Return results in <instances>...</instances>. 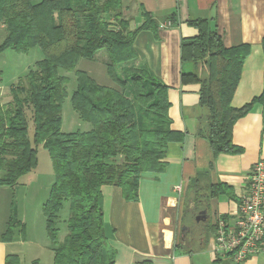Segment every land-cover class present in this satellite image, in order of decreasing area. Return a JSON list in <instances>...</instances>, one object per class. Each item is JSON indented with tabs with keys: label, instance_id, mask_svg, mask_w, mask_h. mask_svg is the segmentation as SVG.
Wrapping results in <instances>:
<instances>
[{
	"label": "trees",
	"instance_id": "obj_1",
	"mask_svg": "<svg viewBox=\"0 0 264 264\" xmlns=\"http://www.w3.org/2000/svg\"><path fill=\"white\" fill-rule=\"evenodd\" d=\"M142 15V23L131 29L122 0H0V22L6 29L0 52L6 48L27 52L37 45L43 54L10 85V99L0 98V185L13 188L36 167L38 145L48 151L54 179L42 213L53 244V264H114L115 250L105 234L102 185L118 186L126 200H136L142 173L162 171L168 143L182 140V133L170 128L167 86L134 74L128 79L130 96L126 81L115 72L116 66L137 58V33L158 26L149 12L142 10ZM168 18L171 24L177 22L174 14ZM186 24L197 33L180 40V60L192 65L181 72L180 81L199 85L203 114L198 134L208 141L212 161L220 153L239 154L243 148L233 143L232 127L255 104L261 105L264 130V88L241 107L230 104L249 45L224 46L207 18H189ZM261 44L264 53V37ZM102 50L106 74L118 88L75 68L80 59L93 60ZM60 68L74 72L70 103L90 124L86 130H61L69 78L59 73ZM220 195L237 200L230 185L212 182L209 169L198 170L188 181L185 201L193 208L184 210L183 224L197 223L187 221V214L193 218ZM66 201L67 232L59 239L58 213ZM16 224L10 214L1 234L4 241L12 240ZM211 229L204 227L203 241ZM185 238L188 249L199 248L196 243L202 238L190 232ZM5 264H19L17 254H6Z\"/></svg>",
	"mask_w": 264,
	"mask_h": 264
},
{
	"label": "crops",
	"instance_id": "obj_2",
	"mask_svg": "<svg viewBox=\"0 0 264 264\" xmlns=\"http://www.w3.org/2000/svg\"><path fill=\"white\" fill-rule=\"evenodd\" d=\"M122 7L131 29L142 23V10L149 12L158 26L154 31L142 29L137 33L134 40L137 58L116 66L115 72L126 81L130 96L128 79L134 74L167 86L170 128L181 132L182 140L168 143L162 171L142 173L136 200H126L118 186L102 185L105 234L115 250L114 264H237L217 259L214 255L211 216L217 212L236 211L246 192V176L252 164L259 158L264 160L261 105L255 104L232 127V141L243 151L239 154L220 153L212 161L208 141L198 134L199 116L203 114V109L198 106L199 85L180 81L181 72L192 69L191 63L180 60V40L197 33L194 27L186 24L187 19L207 18L224 46L249 45L230 102L232 107H241L264 88L261 44L264 0H122ZM172 14L177 20L175 24H171L168 18ZM106 60L107 57L101 61L105 64ZM90 75L100 84L118 88L112 80V84L101 82L104 77L100 68L92 67ZM200 169L210 170L212 182L230 185L237 200L223 195L210 199L205 209V220H210L209 229L212 228L209 237L200 240L199 248L188 249L186 235L178 237V231L182 232L184 225L188 181ZM15 188L16 185L13 188L0 185V264H5L6 254H17L10 248L13 241L1 238L10 216L9 209L5 211L2 205L9 204V195L12 196ZM187 207L191 209L193 204L189 203ZM241 264H264V254L252 256Z\"/></svg>",
	"mask_w": 264,
	"mask_h": 264
},
{
	"label": "rangeland",
	"instance_id": "obj_3",
	"mask_svg": "<svg viewBox=\"0 0 264 264\" xmlns=\"http://www.w3.org/2000/svg\"><path fill=\"white\" fill-rule=\"evenodd\" d=\"M5 34V26L0 22V42L5 37ZM42 56L41 49L37 45L30 48L27 52H18L13 48H6L0 52V98L3 102L10 99V85L23 77L27 70L32 68L35 62L41 59ZM105 57L106 52L102 50L97 54L95 61L82 58L78 61L75 68L88 71L90 74L92 67L95 69L100 68L104 77V80L101 82L112 84L113 82L106 74L105 64L101 61ZM59 73L67 75L69 78L66 83L67 94L62 101L61 130L68 132L90 128V124L81 120L70 103V95L76 83L74 72L60 68ZM92 75L94 76V74ZM97 79L100 80L99 78ZM32 127L33 124L30 121V137L33 132ZM37 159L36 167L19 178L16 188L12 190V196L10 197L9 195V204H5L6 206L2 205V209L5 208V211L9 209V214H12L14 220L17 221L12 238L14 245L10 246V248L17 252L19 264H53V244L46 234V221L42 213V204L48 196L50 185L54 179V173L50 155L42 145H38L37 147ZM186 207L185 204L184 210ZM68 213V202L66 201L58 213L57 226L59 228V239H62L67 232L65 220ZM196 215L191 218V215L187 214L186 220L191 222L192 219H195L196 221ZM209 221L205 220L203 224L202 220H199L195 224L189 223L190 226H186L183 232L178 231V237L180 235L184 237L187 232H190L194 237L198 236L201 239V232L204 227L209 228ZM198 244L196 243V246Z\"/></svg>",
	"mask_w": 264,
	"mask_h": 264
},
{
	"label": "built area",
	"instance_id": "obj_4",
	"mask_svg": "<svg viewBox=\"0 0 264 264\" xmlns=\"http://www.w3.org/2000/svg\"><path fill=\"white\" fill-rule=\"evenodd\" d=\"M246 177V192L236 211L211 216L214 255L237 264L264 254V160L255 161Z\"/></svg>",
	"mask_w": 264,
	"mask_h": 264
},
{
	"label": "water",
	"instance_id": "obj_5",
	"mask_svg": "<svg viewBox=\"0 0 264 264\" xmlns=\"http://www.w3.org/2000/svg\"><path fill=\"white\" fill-rule=\"evenodd\" d=\"M205 218H206V210L205 209L199 210L196 215V221L205 220ZM184 229H186V226L183 225L181 227V231H184Z\"/></svg>",
	"mask_w": 264,
	"mask_h": 264
},
{
	"label": "flooded vegetation",
	"instance_id": "obj_6",
	"mask_svg": "<svg viewBox=\"0 0 264 264\" xmlns=\"http://www.w3.org/2000/svg\"><path fill=\"white\" fill-rule=\"evenodd\" d=\"M183 232V231H182Z\"/></svg>",
	"mask_w": 264,
	"mask_h": 264
}]
</instances>
